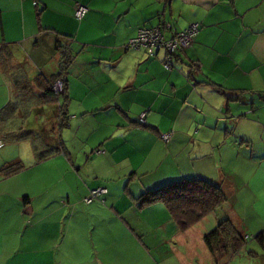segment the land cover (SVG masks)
I'll return each mask as SVG.
<instances>
[{
	"label": "crops",
	"instance_id": "crops-1",
	"mask_svg": "<svg viewBox=\"0 0 264 264\" xmlns=\"http://www.w3.org/2000/svg\"><path fill=\"white\" fill-rule=\"evenodd\" d=\"M80 5L89 11L78 21ZM194 24L172 72L163 51L126 49L142 28ZM56 75L66 95L51 94ZM10 102L20 119L46 121L37 147L61 150L38 161L26 140L20 187L1 159L19 143L0 137V264H216L210 216L222 210L242 232L238 201L264 197V0H0V111ZM186 179L220 185L227 202L186 231L162 202L140 206L143 193Z\"/></svg>",
	"mask_w": 264,
	"mask_h": 264
},
{
	"label": "trees",
	"instance_id": "trees-1",
	"mask_svg": "<svg viewBox=\"0 0 264 264\" xmlns=\"http://www.w3.org/2000/svg\"><path fill=\"white\" fill-rule=\"evenodd\" d=\"M129 42L127 45H129ZM126 49L134 50L128 47H126ZM58 82H62L64 86L63 92L59 95L63 96L67 94V84L64 75L61 77L59 76V78L56 75L50 80L52 85L51 94L55 97L58 95L56 94L54 87ZM20 110L21 105L10 102L0 111V137L5 135V139L9 143L19 142L20 140H23V138H30L33 135L31 131L25 129V126H21L25 123V119L28 118V114L27 111H24L22 114L23 117L20 119L17 117ZM65 110L67 120V109ZM19 121L22 123L20 124ZM145 124L146 122L144 125ZM5 126L8 127V129H3ZM35 149L38 161L51 158L61 150L58 147L54 148L50 146L45 154L39 152L40 149H38L37 146H35ZM20 168L21 167L10 172L8 177L18 173ZM138 202L142 207L162 202L166 205L169 213L177 222L179 229L181 231H186L200 223L210 214L216 213L220 210L227 202V196L222 187L214 182L199 179H186L168 183L164 186L143 193L139 197ZM102 203L104 202L102 201ZM257 237L260 243L264 245V233H261ZM247 239L248 237H246L229 219L222 220L214 230L208 232L204 236L205 245L213 255L216 264H222L231 251H233L234 254L240 252L245 247Z\"/></svg>",
	"mask_w": 264,
	"mask_h": 264
},
{
	"label": "rangeland",
	"instance_id": "rangeland-1",
	"mask_svg": "<svg viewBox=\"0 0 264 264\" xmlns=\"http://www.w3.org/2000/svg\"><path fill=\"white\" fill-rule=\"evenodd\" d=\"M25 123L21 126H27L26 128L29 130H34L33 135L30 138H23V140H20L21 142L16 143H10V144H16L15 147H13L10 150H5L1 153V159L3 162V176L10 175V172H13L14 170H17L19 167V172L16 173V179L19 180L21 183L20 187L27 186V183L29 182V176L31 175V172L28 168V163L30 159L28 158L31 154L30 148H26L25 141L30 140L34 146H39L42 144L43 136H41L42 132L39 129L46 121L37 120L31 118L30 120L25 119ZM21 121V120H20ZM19 123L21 124L22 122ZM3 129H8V127H3ZM6 136L2 135L1 140L5 142V145L8 144L6 141ZM78 138V137H77ZM83 138V137H82ZM81 138V139H82ZM80 141H76V145L78 148H80ZM83 146V145H82ZM5 146H2V149ZM9 147V146H8ZM39 152H43L46 154V148L37 147ZM27 155V158H26ZM26 169V170H25ZM44 174L48 175L50 173L43 172V174H35L44 176ZM55 176V173L53 174ZM9 185H3L2 187H7ZM33 187V185H32ZM38 185H35V188H37ZM246 197H241V199L238 201L237 207L242 215L241 223L244 224L245 230L242 229L243 234L246 236L248 234L249 236H252V239H247V243L245 247L235 255V259L232 260V262H228L226 264H264V245L260 243L259 239H257L260 235V233L264 232V197L262 199H255L253 195L250 193L246 194ZM54 194H51L50 197L45 196L44 199H36L34 206L37 208L42 209L47 204L51 205L54 202ZM262 196V195H261ZM12 197H16V195H12ZM4 198V197H3ZM22 205L24 206V203L22 201ZM6 206V205H5ZM7 207H15V204L13 203V200L8 201ZM16 207H18L16 205ZM24 207L22 208V210ZM218 212V214H213L211 219L214 220L213 222L219 221V223L223 220H226L224 212ZM217 215V216H215ZM10 216V215H9ZM11 217L13 219V211L11 212ZM244 220V221H243ZM215 227H212V230H214L218 224ZM241 223H239V227H241ZM259 228V229H257ZM240 229V228H239ZM251 229V230H250ZM263 230V231H262ZM209 231V232H210ZM252 234V235H251Z\"/></svg>",
	"mask_w": 264,
	"mask_h": 264
},
{
	"label": "built area",
	"instance_id": "built-area-1",
	"mask_svg": "<svg viewBox=\"0 0 264 264\" xmlns=\"http://www.w3.org/2000/svg\"><path fill=\"white\" fill-rule=\"evenodd\" d=\"M234 2L236 0H230ZM88 13V8L84 6H78L76 9V19L81 21ZM172 31L171 38L165 37V31ZM201 30L200 24H194L188 29L182 32H174L171 25L165 27L156 28H142L140 29L138 36L132 39L127 45L128 48L134 50H144L148 57L155 58L160 51L164 52V58L162 63L164 68L172 72L177 66V55L180 51L189 48L198 37ZM55 92L57 95L63 92L64 86L62 82H58L55 85ZM144 116L141 117L142 125H144ZM164 140H168V137H163ZM96 154H100V151H96ZM107 193L106 189L93 190L90 196L86 199V203H91L101 198Z\"/></svg>",
	"mask_w": 264,
	"mask_h": 264
}]
</instances>
